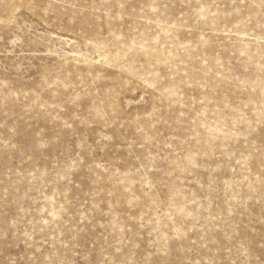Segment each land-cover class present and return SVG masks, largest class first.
Segmentation results:
<instances>
[{
	"label": "rangeland",
	"instance_id": "374dc122",
	"mask_svg": "<svg viewBox=\"0 0 264 264\" xmlns=\"http://www.w3.org/2000/svg\"><path fill=\"white\" fill-rule=\"evenodd\" d=\"M0 264H264V0H0Z\"/></svg>",
	"mask_w": 264,
	"mask_h": 264
}]
</instances>
